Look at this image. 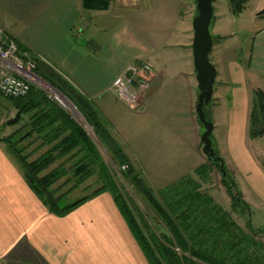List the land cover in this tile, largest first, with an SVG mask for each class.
I'll list each match as a JSON object with an SVG mask.
<instances>
[{
    "label": "crops",
    "instance_id": "crops-1",
    "mask_svg": "<svg viewBox=\"0 0 264 264\" xmlns=\"http://www.w3.org/2000/svg\"><path fill=\"white\" fill-rule=\"evenodd\" d=\"M211 1L217 36L219 8L228 0ZM82 2L0 0V28L21 51L38 55L94 104L152 190L193 177L207 164L194 112L199 92L189 21L196 3L107 0L106 9L87 10ZM254 17L260 19L258 13ZM141 63L153 67L152 87L136 108H129L109 92L110 85L127 65ZM220 74L216 71L218 85L205 109L213 126L212 148L242 192L264 204V171L253 156L255 139L248 135L253 94L264 95V23L256 30L247 63L233 58ZM170 98L179 108L167 117L158 106ZM17 167L0 148V264H148L109 194L58 218L48 213ZM210 170L211 175L216 169ZM225 197L230 203L226 192Z\"/></svg>",
    "mask_w": 264,
    "mask_h": 264
},
{
    "label": "trees",
    "instance_id": "trees-1",
    "mask_svg": "<svg viewBox=\"0 0 264 264\" xmlns=\"http://www.w3.org/2000/svg\"><path fill=\"white\" fill-rule=\"evenodd\" d=\"M247 1L228 0L230 13L233 16L240 15ZM194 2L196 3L195 0ZM261 16H264V11L259 14V17ZM212 20L213 16L210 26ZM17 48L20 57L23 53L33 55L31 52L21 51L18 45ZM33 59L36 61L34 73L74 105L100 144L113 154L117 166L127 165L121 175L125 180L128 179L153 216L166 227L169 234H155L141 214L134 213L132 203L121 192L103 163L101 153L83 127L57 102L50 100L44 91L32 85L24 97L5 98L16 112L21 111L20 120L22 116H25L26 120L21 128L0 139V142L7 145L8 152L23 170L22 176L27 186L51 214L58 218L65 217L87 201L107 193L148 264H264V244L255 238L262 235L264 227L253 230L246 221L244 231L228 213L200 191L191 176H185L165 186L154 195V191L140 178L136 169L129 164V159L116 145L110 126L93 107L92 102L54 70L38 61L34 55ZM206 119L209 121L208 116ZM199 125L203 129L200 123ZM249 126L251 138L264 134V95L258 90L252 97ZM31 139L40 141L39 148L47 149L35 160L28 162V157L20 155L18 144ZM66 156H69L68 160H72L71 172L76 178L75 184L67 193L93 173L97 174L100 183V187L93 190L89 196L80 197L71 203H64L65 194L56 196L50 191L51 185L67 175L63 166L59 165L42 175L52 164ZM214 157H219L215 150ZM213 167L221 176L219 162L208 160L206 165L194 170V175L200 182H205L206 177L210 175V168ZM223 170L226 172V178L225 182L221 180V183L230 199V208L243 215L249 211L248 206L225 166ZM175 247L181 251L180 255L175 252ZM186 253L192 258L191 261L185 257Z\"/></svg>",
    "mask_w": 264,
    "mask_h": 264
},
{
    "label": "rangeland",
    "instance_id": "rangeland-1",
    "mask_svg": "<svg viewBox=\"0 0 264 264\" xmlns=\"http://www.w3.org/2000/svg\"><path fill=\"white\" fill-rule=\"evenodd\" d=\"M263 8H264V0H248L245 4L243 12L238 16H233L228 10V6L226 3H223L220 5V8H219L220 16H219V21H218V30H219L218 34L219 35L217 36L213 35L214 33L212 30V24H213L214 18L212 20L211 26L209 27V32L213 39L212 49L209 54V62L214 67V69L218 71V73L223 74L226 64L228 63L229 60L233 58H237L240 64L247 63L248 57L250 55V51L252 49L253 39H254L256 30L260 25L264 23V16H261L260 19L257 21L255 20L254 15L256 13H259ZM189 25L190 27L192 26V20L189 21ZM220 80H222V77L220 78ZM247 83L249 85L248 78H247ZM217 85H218V82H215V89ZM151 87L152 86L150 85V88ZM52 90L55 91L57 95ZM42 91H44V93L47 96L51 97L50 100L57 102L61 107H63L83 127V125L80 123V121H82L80 119V116H81L80 113L79 112H78L79 114L77 113L76 111L77 109L75 107L74 108L76 110L72 109V106L65 99H63L61 95H59V92L57 89H55L52 86V88L51 87L50 89L45 88V89H42ZM225 93H227V90ZM226 96L228 97L229 95H225V97ZM163 100L165 101L159 102L160 106H158V108L160 110H164V113H166L167 117H169L172 113L171 111L174 108H179V105L175 106L174 105L175 103L171 98L168 100L167 99H163ZM93 107H95L94 104H93ZM16 113L17 112L13 109L10 103H8V101L5 100V97H2L0 95V139L6 138L7 136L11 135L15 130L21 128L25 124L26 117L22 116L21 120L19 119L20 121H18V123H16L15 125L9 126V127L4 126V123L7 120L12 119ZM109 129L111 131V134L114 140L116 141V145L119 147L122 153L126 156V158L129 159V164H131L134 168L135 167L137 168L136 171L139 174L140 178L143 181H145L146 185L150 188V186L146 182V179H145L146 177H144L146 173H144V171L139 169L138 165L136 164V161L134 160V157L131 154L125 152L127 148L123 146L121 140H119V137L116 135L117 131L116 132L112 131L110 127ZM87 130H89L90 132L92 131L90 127L87 128ZM248 135H249V132H248ZM247 139L249 143V141L251 140V139L249 140V136ZM252 139H255L252 142L253 143L252 148L254 150V153H253L254 159L258 162V165H257L258 168L264 171V157L262 159L259 158L261 156L260 153L264 154V134L262 136L252 138ZM94 140L92 139L93 143L96 145L98 151L102 155L103 163L108 168L109 172L111 173L113 179L115 180L116 184L120 188L121 192L129 200V202L132 203V206L135 209L134 213L141 214V216L148 223L151 230H153L155 234L158 235L159 233V236L161 234L160 232L169 234V231L166 229V227H164V225L153 216L152 211L149 209V207L147 206L145 201L140 197V195L135 191V189L132 187L128 179L125 180V178H123V176L121 175V172H124L126 170L127 165L117 166L116 163L114 162L113 154L109 152L106 149V147L102 146L100 142L97 140V138H95ZM162 142L160 141L156 143L155 151H154L155 153H158L156 150H158L162 146ZM39 144H40V141H36L33 139L26 140L22 144H18V148H20V151H21L20 155L24 157H28L27 158L28 162L35 160L43 151L47 149L45 147L39 148ZM0 148L7 152L10 158L19 167V169L18 167L17 169L20 170L21 174H23V170L21 169L17 160L13 157L11 153L8 152L7 149L9 148L7 147V145H5L3 142H0ZM248 149L250 148L248 147ZM68 157L69 156H66L62 158L61 160H58L57 162L52 164L48 170L42 173L43 175L51 171L52 169L58 167L59 165L64 167V170L66 171L67 175L64 176L63 178H60L57 182H55L53 185L50 186V191L56 194V196L65 194L64 195L65 197H63L64 203H71L80 197L89 196L93 190L100 187V183L98 182V176L96 173H93L83 183H81L71 192L67 193V191H69V189H71V187H73V185L75 184L74 181H76V178L72 175V172H71L72 170L71 161L72 160H68L69 159ZM222 161L224 163L223 159ZM224 166L225 168H227V165H225V163H224ZM229 176L231 177L230 174ZM191 178L196 182L197 186L200 188V191L206 194L207 196H209L214 204H217L226 213H228L230 218L234 220L240 228L244 229V231H246V227H245L246 221L250 223L251 228L253 230H259L264 227V204L257 203L258 200H256L247 191L244 190L242 192L240 185H237L236 181L232 177L231 178L233 179L235 185H237L241 195L242 193L246 195V198H245L246 202L244 200L243 201L247 204L249 211L244 212L243 215H239V213L231 210L230 203L227 202L226 197H225V189L221 183V176L217 170H214L210 176L206 177L205 182H200V180H198L194 175ZM152 191H154L153 192L154 195L157 194V190H152ZM44 208L47 210L45 206ZM48 213L51 214L50 212ZM255 238L257 241L264 244V230L260 237H255ZM175 252L178 255L181 254V251L176 247H175ZM185 257L187 258V260H190V261L192 260V258L189 257L187 253Z\"/></svg>",
    "mask_w": 264,
    "mask_h": 264
},
{
    "label": "built area",
    "instance_id": "built-area-1",
    "mask_svg": "<svg viewBox=\"0 0 264 264\" xmlns=\"http://www.w3.org/2000/svg\"><path fill=\"white\" fill-rule=\"evenodd\" d=\"M32 54L40 61L38 55ZM33 55L24 53L20 57L14 40L0 29V95L2 97L10 99L24 97L32 85L41 90L50 88L34 73L36 61ZM153 79L154 71L151 65L129 64L113 79L109 92L123 105L136 108L141 103L144 93L149 90Z\"/></svg>",
    "mask_w": 264,
    "mask_h": 264
},
{
    "label": "water",
    "instance_id": "water-1",
    "mask_svg": "<svg viewBox=\"0 0 264 264\" xmlns=\"http://www.w3.org/2000/svg\"><path fill=\"white\" fill-rule=\"evenodd\" d=\"M195 1L196 15H194L192 19L191 53L195 71V80L197 83L199 94L197 97L194 112L196 114L198 122L203 127V133L200 137V142L202 144L201 151L208 161L213 163L219 162L221 170V180L225 182L226 172L223 170L224 163L221 158L214 157V150L212 148L210 139L213 126L212 123L206 119L207 114L204 110V108L206 109V107L210 104L213 93V86L216 78V71L209 62V54L212 49V39L209 32V27L211 18L213 16V8L211 0ZM107 4V0H83L82 2L83 8L87 10H104L107 8ZM263 11L264 9L260 11L258 15ZM37 78L42 82L48 84L46 81L40 79L39 77ZM49 86L52 87L51 85ZM59 94L63 98H65V100H67L69 104L74 108L71 102L62 93L59 92ZM20 117L21 111H17L12 119H9L5 122V126L9 127L15 125L16 123H18ZM80 119L82 120L80 121V123L83 125L86 133L94 140L96 138L94 133L87 130L89 126L81 116Z\"/></svg>",
    "mask_w": 264,
    "mask_h": 264
},
{
    "label": "bare ground",
    "instance_id": "bare-ground-1",
    "mask_svg": "<svg viewBox=\"0 0 264 264\" xmlns=\"http://www.w3.org/2000/svg\"><path fill=\"white\" fill-rule=\"evenodd\" d=\"M50 89V88H49ZM53 91V90H52ZM55 94H56V92L55 91H53ZM57 95V94H56ZM60 95V94H59ZM63 99H65V98H63ZM67 101V100H66ZM68 102V101H67ZM69 103V102H68ZM72 109H74L73 107H72Z\"/></svg>",
    "mask_w": 264,
    "mask_h": 264
}]
</instances>
